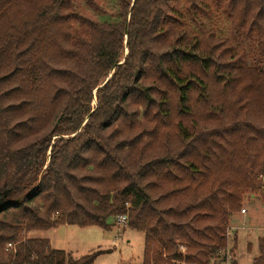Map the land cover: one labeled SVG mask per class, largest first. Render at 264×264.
<instances>
[{
	"label": "trees",
	"instance_id": "1",
	"mask_svg": "<svg viewBox=\"0 0 264 264\" xmlns=\"http://www.w3.org/2000/svg\"><path fill=\"white\" fill-rule=\"evenodd\" d=\"M118 2L108 22L104 0H0V194L17 200L0 264H94L27 234L124 214L143 264H238L232 217L264 188V0Z\"/></svg>",
	"mask_w": 264,
	"mask_h": 264
},
{
	"label": "rangeland",
	"instance_id": "2",
	"mask_svg": "<svg viewBox=\"0 0 264 264\" xmlns=\"http://www.w3.org/2000/svg\"><path fill=\"white\" fill-rule=\"evenodd\" d=\"M104 6L109 16L104 20L118 21V0H104ZM213 18L210 25L219 36L229 37L237 49L242 46L250 47L249 41L241 43L235 40L233 37L235 33L226 16L214 14ZM253 63L258 64L255 61ZM2 198L6 200V197ZM242 206V209L232 217L230 248L234 247L233 256L238 264H253L254 259L260 255V239L264 238V188L256 195L245 196ZM243 209H246V212L243 213ZM115 221L116 218H110L109 230L99 226L81 227L66 224L48 230L31 231L27 237L47 238L52 247L65 250L76 258L95 251H103L97 256L94 264H143L146 233Z\"/></svg>",
	"mask_w": 264,
	"mask_h": 264
},
{
	"label": "built area",
	"instance_id": "3",
	"mask_svg": "<svg viewBox=\"0 0 264 264\" xmlns=\"http://www.w3.org/2000/svg\"><path fill=\"white\" fill-rule=\"evenodd\" d=\"M242 211H243V213H244V212H246V209H243ZM115 222H117V223H119V224H126V225H127V222H128V215H127V214H124V215H119V216H117ZM230 229H231V228H230ZM232 229H233V227H232ZM229 234H230V231H229ZM12 247H14V245H13L12 243H9V244H8V248H12Z\"/></svg>",
	"mask_w": 264,
	"mask_h": 264
},
{
	"label": "water",
	"instance_id": "4",
	"mask_svg": "<svg viewBox=\"0 0 264 264\" xmlns=\"http://www.w3.org/2000/svg\"><path fill=\"white\" fill-rule=\"evenodd\" d=\"M0 194V210L8 205H12L15 204L17 202V200H12V201H7V200H3V196Z\"/></svg>",
	"mask_w": 264,
	"mask_h": 264
},
{
	"label": "crops",
	"instance_id": "5",
	"mask_svg": "<svg viewBox=\"0 0 264 264\" xmlns=\"http://www.w3.org/2000/svg\"><path fill=\"white\" fill-rule=\"evenodd\" d=\"M233 227V226H232ZM234 229V228H233ZM237 235H238V233H237ZM54 248V247H53ZM57 249V248H56Z\"/></svg>",
	"mask_w": 264,
	"mask_h": 264
}]
</instances>
